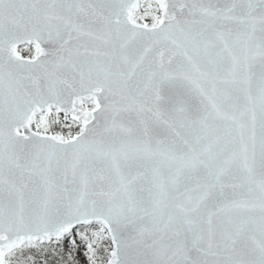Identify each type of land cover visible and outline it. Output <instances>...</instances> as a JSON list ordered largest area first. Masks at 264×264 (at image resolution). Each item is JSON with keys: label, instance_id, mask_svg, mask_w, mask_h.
Returning a JSON list of instances; mask_svg holds the SVG:
<instances>
[{"label": "snow or ice", "instance_id": "obj_1", "mask_svg": "<svg viewBox=\"0 0 264 264\" xmlns=\"http://www.w3.org/2000/svg\"><path fill=\"white\" fill-rule=\"evenodd\" d=\"M0 264H264V0H0Z\"/></svg>", "mask_w": 264, "mask_h": 264}]
</instances>
